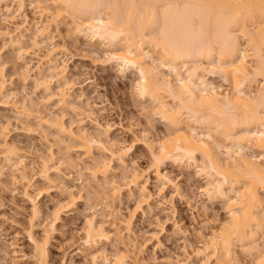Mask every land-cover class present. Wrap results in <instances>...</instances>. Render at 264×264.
Segmentation results:
<instances>
[{
    "label": "bare ground",
    "instance_id": "1",
    "mask_svg": "<svg viewBox=\"0 0 264 264\" xmlns=\"http://www.w3.org/2000/svg\"><path fill=\"white\" fill-rule=\"evenodd\" d=\"M27 1L29 5L46 2ZM24 2L0 0V9L11 15L13 3L16 15L22 19L20 24L14 25V35L0 34L7 36V42L17 49L20 59L28 53L23 42L30 30L26 26L29 21L23 11ZM51 4L56 8L50 13L45 6H35L39 17L45 13L54 21L61 12H71L75 18L70 28L73 35L115 50L111 55L117 71L120 74L133 71L138 75L135 84L138 98L149 102L153 113L159 115L166 127L158 142L154 143L146 134L143 139L155 177L162 186L171 184L177 191L176 184L160 171L166 163L186 171L196 169L198 175L204 176L205 186L201 191L206 199L224 205L227 218L217 228L200 235L202 243L194 250V255L205 264L211 261L214 264H264V0H51ZM32 27L35 33L31 47L42 56L36 55L38 62L33 76L25 65L20 77L24 82L33 79L43 87L47 100L57 97L58 104L66 106L70 104L66 68L57 63L54 44L46 41L47 25L35 20ZM214 75L227 82L230 90L219 92L220 86L211 79ZM52 78L57 82L56 93L50 89ZM255 80L258 87L252 89ZM2 90L0 86V93ZM22 109L29 111L25 106ZM36 117L40 122H47L41 114ZM53 126L63 137L77 141L84 158L91 159L90 165L82 166L69 159L67 164L78 175L83 174V170L89 173L93 184L82 181L84 185L79 193L86 190V197H81L87 198V202L91 197L107 209L110 232L120 240L124 252L128 251L135 242L130 237L128 243L120 239L121 229L114 217L118 210L112 203L114 197H119L121 188L106 179L112 169L111 160L124 166L125 154L109 149V128L100 131L101 138L96 136L98 133L93 136L82 129L75 134L72 124L65 126L59 122ZM1 131L4 165L13 167L19 179L25 181L23 161ZM94 148L101 153L108 152L111 158H92ZM51 156L43 160L40 168L48 183ZM138 178L133 171L126 186L131 193L139 191L142 199L138 208L142 210V205L149 206L150 195L145 193L146 188L139 184ZM67 192V198L53 210L52 216L56 217L64 208H73L81 194ZM25 196L31 199L27 189ZM31 211L34 223L40 211L35 204ZM119 224L130 231L129 220H119ZM84 225L85 249L94 251L92 259L100 257L102 252L98 251V246L110 239L106 221L95 222L91 216ZM42 237L35 238L33 233H28L35 264H49L48 240ZM124 252L120 251L112 264H126ZM134 262L145 264L137 259Z\"/></svg>",
    "mask_w": 264,
    "mask_h": 264
},
{
    "label": "rangeland",
    "instance_id": "2",
    "mask_svg": "<svg viewBox=\"0 0 264 264\" xmlns=\"http://www.w3.org/2000/svg\"><path fill=\"white\" fill-rule=\"evenodd\" d=\"M36 5L45 6L49 13L56 8L51 0L32 5L25 0L23 11L30 30L23 42L28 52L23 55L24 59L18 58L17 49L7 42V36L0 35V86L3 87L0 93V130L8 145L17 149L27 176L25 181H21L13 167L4 165L0 146V264L36 263L29 232L35 238H47L49 264H112L119 252H124L120 240L111 233L107 209L91 197L87 202V198H83L86 197V190L79 193L84 183L93 184V180L86 170L78 175L67 164V159L82 166L90 165L91 159L84 158L77 141L65 138L56 131L53 125L59 122L65 126L72 124L75 134L82 129L87 134L94 136L98 133L96 136L103 137L101 132L109 128V149L125 154L124 166L111 160L112 169L106 174V179L121 188L119 197H114L112 202L118 210L114 217L121 229L120 239L128 243L130 237L135 242L124 252L126 264H135V259L145 264H205L194 255V250L202 243L201 234L209 233L211 228H217L227 218L224 205L206 199L201 191L205 186L204 176L198 175L196 169L186 171L166 163L160 171L176 184L177 191L171 184L162 186V182L155 177L150 152L143 145V139L146 134L151 141L158 142L166 127L159 115L153 113L149 102L138 98L135 91L138 75L133 71L124 74L117 71V64L111 55L115 50L73 35L70 28L75 18L71 12L63 11L58 19L51 21L45 13L39 17ZM15 8L12 3L11 13L14 15H7L5 10L0 9V34L14 35V25L22 22ZM35 20L47 25L49 39L46 41L54 44L57 63L59 61L58 64L66 68V93L70 95L67 107L59 105L57 97L47 100L43 87L33 79L24 82L20 77L25 65L33 76L37 56H42L31 47ZM165 74L170 76L167 70ZM211 79L220 86L219 92L230 90L220 76L214 75ZM253 83L251 88L256 89L258 81ZM50 87L51 92L56 93L55 78L51 79ZM165 100L171 104L168 97ZM22 105L27 111L30 107V115L27 116L28 112H24L26 109H22ZM38 114L47 122H40L36 117ZM92 152V158H111L108 152L101 153L95 148ZM51 154L50 167L53 168H50L51 180L48 183L40 168L43 160ZM133 171L139 175L138 182L145 186V193L150 195L149 206H141L143 211L138 208L142 199L139 191L131 193L126 186ZM26 189L31 199L25 196ZM67 190L80 194L79 197L76 194L78 200L74 207L64 208L56 217L52 216L53 210L67 198ZM33 204L40 211L38 221L34 223L32 220L35 218L31 216ZM91 216H94L95 222L106 221V230L111 231L109 241H103L98 246L102 255L95 259L91 258L94 251L86 250L84 246V224ZM122 219L130 221V231L119 224ZM236 252L240 254V249L237 248Z\"/></svg>",
    "mask_w": 264,
    "mask_h": 264
}]
</instances>
